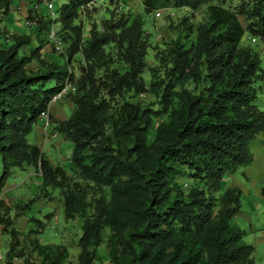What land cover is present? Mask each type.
Listing matches in <instances>:
<instances>
[{"label": "trees", "instance_id": "1", "mask_svg": "<svg viewBox=\"0 0 264 264\" xmlns=\"http://www.w3.org/2000/svg\"><path fill=\"white\" fill-rule=\"evenodd\" d=\"M93 1L73 0L62 14L73 35H65L63 64L43 61L39 36L51 21L38 22L35 49L30 36L7 43L0 30V193L23 168H34L44 189L59 190L64 219L81 225L77 264H95L100 247L108 264H256L254 247L243 243L246 232L234 223L241 192L223 189V181L250 162L249 145L264 133L256 105L264 70L258 53L242 46L246 34L264 41V0H236L235 9L224 5L230 0H141L147 15L172 4L193 12L206 6L207 16L193 43L157 53L159 69L149 68L148 85L142 17L107 22L102 33L92 28L85 42L77 20ZM12 2L0 0V23ZM76 56L84 64L78 75L69 68ZM33 60L39 67L29 70ZM69 86L74 91L62 97L73 112L59 132L72 145L75 178L28 143ZM146 95L156 101H132ZM9 211L0 201L4 232L13 225ZM11 241L8 264L23 258ZM32 244L42 264L66 259L61 246Z\"/></svg>", "mask_w": 264, "mask_h": 264}, {"label": "rangeland", "instance_id": "2", "mask_svg": "<svg viewBox=\"0 0 264 264\" xmlns=\"http://www.w3.org/2000/svg\"><path fill=\"white\" fill-rule=\"evenodd\" d=\"M45 1L13 0L10 13L1 19V36L4 42L11 43L14 38L28 35L31 37L30 48L35 49L38 43L34 31L38 22H52L53 16L52 25L55 26L53 27L56 32L60 30L59 35L63 47L58 52L54 49L53 44L47 40L49 31L41 33L39 37L43 45V61L48 63L57 61L63 64L64 59H61V55L65 54L64 49L69 46V42L64 41L65 35H73L64 29V26L61 25V19L66 6L73 0H55L52 16L44 6ZM211 2L215 3L217 0H211ZM224 5L235 9L238 7V1L230 0ZM205 11L206 6L193 12L189 9L175 8L170 4L163 11L159 10L161 15L160 18H157V11L150 15L145 14L141 0H94L86 7H82L77 24L82 27L83 41L86 42L92 28L102 33L104 24L107 22H117L121 18L141 16L144 22L143 30L150 45L146 52V67L142 76L148 85L151 81L149 68L159 69L156 60L157 53L170 50L177 42L185 45L193 43L198 26L207 21ZM190 27L192 30L189 29ZM250 39L251 37L246 34L242 40V46L258 53L261 68L264 70V41L256 38L255 43H252ZM20 55L29 57L30 51L22 48ZM79 60L80 57H74L69 67L70 71L76 75H78L77 70L82 65L84 66ZM38 67L36 60H33L28 66L29 70H35ZM111 68L121 73L126 70L125 66L118 63H114ZM132 101L151 103L156 100L153 96L146 95ZM256 105L264 112V87L258 94ZM72 112L73 105L68 98L61 97L56 102H51L46 122L39 121L35 125L32 134L28 137V143L37 147L51 164L61 167L70 177L75 178L74 167L71 163L72 145L59 132V123L68 120ZM250 149L251 147H249V151ZM242 170L244 167L237 171L240 177L237 179L244 182L241 183L244 185L246 180L241 174ZM257 198L259 199L258 202H256ZM0 201H4L6 206L11 208L5 218L13 223L12 227L9 226V229H5V232L3 231L5 226H0V251L3 255V261L0 264H8L7 252L13 236L19 242L18 251L23 252V258H13L11 264H25L26 260L35 264H42V256L33 249L32 242L35 240L45 248L50 246L65 248L67 256L63 264H77L78 242L82 235L81 225L78 219L74 221L64 219L60 191L53 188L44 189L39 179V173L34 168L17 169L13 178L2 189ZM241 205L240 213L236 216L234 223L240 230L247 233L243 243L248 245L253 243L255 239L264 242L262 239V232L264 234V194L262 192L256 193L255 190L247 188V193L241 196ZM20 213L24 216H17L16 218V214ZM252 229L253 232H251ZM11 233L13 236L10 235ZM249 238L253 242H249ZM96 253L95 264H108L105 247L98 248ZM255 262L256 264H264V244L261 245Z\"/></svg>", "mask_w": 264, "mask_h": 264}, {"label": "crops", "instance_id": "3", "mask_svg": "<svg viewBox=\"0 0 264 264\" xmlns=\"http://www.w3.org/2000/svg\"><path fill=\"white\" fill-rule=\"evenodd\" d=\"M251 40L252 39H250V41ZM249 147H251L249 151L250 162L248 164H244L239 167V168L244 167V170H242L241 174L245 178L246 183L242 185L244 182L242 181L240 182V180L237 179V178L240 179V177L237 174L239 168L232 175L227 176L223 181V189H227V188L238 189L241 192V196H243L244 193H247V188L255 190L256 193L262 192V194H264V133L259 137H257ZM258 201L259 199L257 198L256 202ZM251 232H253V229ZM262 237H263L262 239H264L263 232H262ZM249 239H250L249 242H253L251 238ZM262 244H264V242H259L257 239H255L253 243L248 244L254 247L255 257L258 255L259 249L261 248Z\"/></svg>", "mask_w": 264, "mask_h": 264}, {"label": "built area", "instance_id": "4", "mask_svg": "<svg viewBox=\"0 0 264 264\" xmlns=\"http://www.w3.org/2000/svg\"><path fill=\"white\" fill-rule=\"evenodd\" d=\"M54 2L55 0H46L44 2V6L46 8V10L49 12V14L52 16L53 15V9H54ZM35 9H37V6H35ZM163 11V10H162ZM160 15H161V12H157L156 13V17L157 18H160ZM54 22V18L52 16V23ZM54 25H51V28L49 30V40L53 43V47L54 49H56L58 52H60L62 50V42L60 41V39L57 37V32L56 30L54 29L53 27ZM252 43H255V39H252L251 40ZM74 90L69 86L67 88H65L61 94H59L58 96L54 97L53 98V101L52 102H56L57 100H59L62 96L66 95L68 92H73ZM46 117H47V114H43L41 116V120L42 121H45L46 122ZM3 261V255L0 251V262Z\"/></svg>", "mask_w": 264, "mask_h": 264}]
</instances>
